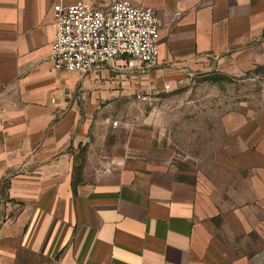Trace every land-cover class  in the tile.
I'll list each match as a JSON object with an SVG mask.
<instances>
[{
  "label": "crops",
  "instance_id": "0c3cea01",
  "mask_svg": "<svg viewBox=\"0 0 264 264\" xmlns=\"http://www.w3.org/2000/svg\"><path fill=\"white\" fill-rule=\"evenodd\" d=\"M76 1L0 0V264H264V109L180 174L79 168L109 82L48 59L52 7ZM125 1L162 23L147 87L264 70V0Z\"/></svg>",
  "mask_w": 264,
  "mask_h": 264
},
{
  "label": "rangeland",
  "instance_id": "374dc122",
  "mask_svg": "<svg viewBox=\"0 0 264 264\" xmlns=\"http://www.w3.org/2000/svg\"><path fill=\"white\" fill-rule=\"evenodd\" d=\"M102 69L90 73L91 81H108V89L94 88L92 119L78 150L79 168L94 175L191 170L225 145L230 128L240 124L238 112L264 109V70H213L147 87L137 67L110 61Z\"/></svg>",
  "mask_w": 264,
  "mask_h": 264
},
{
  "label": "built area",
  "instance_id": "2783aa9c",
  "mask_svg": "<svg viewBox=\"0 0 264 264\" xmlns=\"http://www.w3.org/2000/svg\"><path fill=\"white\" fill-rule=\"evenodd\" d=\"M52 21L48 59L55 71L86 74L110 61L147 71L158 63L162 23L151 7L125 0L105 7L85 0L56 3Z\"/></svg>",
  "mask_w": 264,
  "mask_h": 264
}]
</instances>
